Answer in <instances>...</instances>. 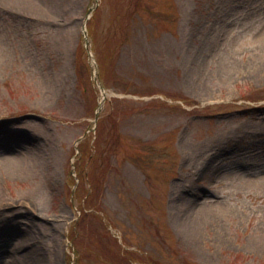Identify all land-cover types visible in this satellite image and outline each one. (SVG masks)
I'll list each match as a JSON object with an SVG mask.
<instances>
[{"label":"rangeland","instance_id":"rangeland-1","mask_svg":"<svg viewBox=\"0 0 264 264\" xmlns=\"http://www.w3.org/2000/svg\"><path fill=\"white\" fill-rule=\"evenodd\" d=\"M34 1L0 7V161L42 163L0 173V264L28 232L29 264H264V0Z\"/></svg>","mask_w":264,"mask_h":264},{"label":"bare ground","instance_id":"bare-ground-1","mask_svg":"<svg viewBox=\"0 0 264 264\" xmlns=\"http://www.w3.org/2000/svg\"><path fill=\"white\" fill-rule=\"evenodd\" d=\"M0 7L4 8V7H9V8H13L16 10H20L21 12L27 10L28 8H31L35 11H38V9L40 8L39 4L36 3L34 0H0ZM19 11V12H20ZM44 12V11H43ZM83 31H84V27H83ZM3 49V46H0V50ZM195 60V64H193V68H197L198 72L202 69V62H199V60L196 61ZM102 104V100L99 101ZM3 161H0V173H4L5 174H14V173H24L25 175L29 174L30 172H35L37 171L42 163L41 161H37L36 158H30L31 160L28 159H22L20 156L18 155H14L13 157H9L6 156L4 158H2ZM3 170V171H2ZM178 186V185H177ZM177 198L179 197L181 199V197L178 195V192L175 195ZM24 203V202H23ZM25 206L27 205L26 203H24ZM186 204V205H185ZM7 205V202L4 200V198L1 195V189H0V209L4 208ZM189 204L186 203V201H184V203H182L181 205H178V203L175 204L174 208H191L190 206H188ZM23 207V206H21ZM184 210V209H183ZM28 211V210H27ZM30 212V211H28ZM29 215L31 217H35L36 214L31 211V213H29ZM60 215H62V211L60 213ZM59 215V216H60ZM38 216V215H37ZM48 216H43V218L46 219L47 222H49L52 231H54V233H51V239L53 241L54 244H59L60 243V238L58 236V231L59 228L61 227L59 225V222L56 221H51L47 218ZM42 218V217H41ZM178 222H177V226H179L181 228L182 231L185 232L186 235L190 236L192 239H196L197 238V227L198 225H194L193 223V218H192V212H188V211H183V214L179 215L178 217ZM55 219V218H54ZM24 239L25 244L21 245L22 249H25V252L21 253V255L16 256L15 254H9L12 253V251H9V259H10V263L9 264H29L28 261L29 260V253L30 251L29 249V241L31 242V240L36 239L38 241L39 237L35 234H32L30 232L25 233L24 234ZM36 242V241H33ZM28 247V248H27ZM39 247L40 246H36L35 251H39ZM44 260H37L38 263H31V264H44ZM49 264H56L57 263V255L53 254L49 257ZM46 264V263H45Z\"/></svg>","mask_w":264,"mask_h":264},{"label":"trees","instance_id":"trees-1","mask_svg":"<svg viewBox=\"0 0 264 264\" xmlns=\"http://www.w3.org/2000/svg\"><path fill=\"white\" fill-rule=\"evenodd\" d=\"M82 141V140H81ZM94 145H92L93 146V148H97L98 149V146H97V141L95 142V143H93ZM82 145H84V139H83V141L82 142H80L79 143V151H80V153L82 152L83 153V147H82ZM86 147V150H84V151H86V154H90V150H91V145H86L85 146ZM93 156H96V152L94 153V154H92ZM85 208V207H84ZM124 253H126L127 255H129V254H131V253H134V252H132L131 250H124Z\"/></svg>","mask_w":264,"mask_h":264},{"label":"water","instance_id":"water-1","mask_svg":"<svg viewBox=\"0 0 264 264\" xmlns=\"http://www.w3.org/2000/svg\"><path fill=\"white\" fill-rule=\"evenodd\" d=\"M87 47V46H86ZM100 110V108L98 109V111ZM98 111H97V113H96V116L95 117H97V115H98Z\"/></svg>","mask_w":264,"mask_h":264}]
</instances>
